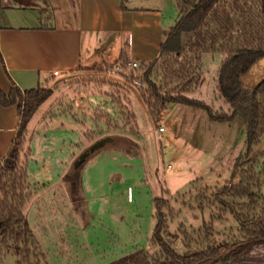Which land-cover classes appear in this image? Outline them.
<instances>
[{
  "label": "rangeland",
  "instance_id": "374dc122",
  "mask_svg": "<svg viewBox=\"0 0 264 264\" xmlns=\"http://www.w3.org/2000/svg\"><path fill=\"white\" fill-rule=\"evenodd\" d=\"M4 3L0 23L5 22V17H12L15 23H27ZM171 10L175 18L180 16L175 1ZM192 55L193 52L187 53L188 58ZM227 56L225 50L202 51V80L196 91L187 96L214 106L216 111L231 113V106L219 98L216 81L218 69ZM112 62L117 64L115 60ZM182 62L186 60L172 65L177 69ZM168 81L172 89L182 82L177 78ZM47 87L54 93L28 127L29 136H34L31 144L34 154L29 165L33 197L25 207V214L35 241L50 264H110L135 249L159 251L151 243L157 223L154 200L159 197L169 202L164 237L181 255L201 247L198 235L201 229L212 235L213 246L239 234L240 226L233 215L219 216L218 204L200 209L196 197L205 187L211 188L207 192L211 194L230 180L237 157L246 150L245 124L241 118L234 122L232 140L224 137L229 129L220 127L217 132L210 131L215 138L206 137L198 143L188 136L190 129L184 123L183 110L186 107L168 106L154 123L139 90L121 75H109L107 67L60 79ZM102 112L111 114L121 126L128 121L129 112L135 113L140 136L128 133L130 127H135L134 121L126 132H118L130 137L133 146L127 152L105 151L92 159L85 167L83 192L79 194L62 178L93 142L113 135L104 121L97 120ZM46 125L48 128L44 129ZM161 127L165 133L159 131ZM79 143L86 147L75 159L71 145ZM261 152L264 137L254 156ZM263 163L261 158L259 171ZM253 201H259L264 208V183L260 193L255 190L254 195L237 200ZM182 225L187 238L180 230ZM2 264H16V256H4Z\"/></svg>",
  "mask_w": 264,
  "mask_h": 264
},
{
  "label": "trees",
  "instance_id": "16d2710c",
  "mask_svg": "<svg viewBox=\"0 0 264 264\" xmlns=\"http://www.w3.org/2000/svg\"><path fill=\"white\" fill-rule=\"evenodd\" d=\"M180 17L161 43L159 56L150 63H142V88L138 89L154 123L170 105H186L204 110L212 122L232 123L241 118L245 124L246 150L237 157L230 180L211 194L205 187L196 197L200 209L207 204L220 207L221 215L230 213L240 226L237 236L213 246L211 234L200 230V248L181 255L164 237L168 226L165 210L169 202L159 197L154 200L156 226L151 243L159 251L150 253L135 249L110 264H264V208L259 201L240 203L247 196L260 193L264 183V163L258 170L264 152L254 156L255 148L264 137V0H173ZM210 49L225 50L228 56L217 72V93L232 108L231 113L216 111L214 106L186 94L196 91L202 77L200 54ZM194 55L187 57V53ZM185 59L176 69L172 64ZM125 51L117 63L127 62ZM105 64L103 67H113ZM126 82L132 81L121 75ZM182 80L170 88L168 79ZM105 80V79H104ZM170 88V89H169ZM49 87L21 90L15 84L9 93L0 89L3 107L18 106L21 122L12 147L0 165V264L8 254L16 256V264H50L47 255L35 241L25 214V207L33 197L29 187V164L32 157L28 125L39 108L53 95ZM117 100V101H116ZM113 101L120 104V100ZM102 112L97 120L104 121L112 136L93 142L75 160L62 178L76 193L83 192V173L87 164L102 152H127L133 146L130 137L118 134L130 127L131 136H140L136 115L127 114L121 126L111 114ZM47 126L44 127L46 129ZM108 139H111L109 141ZM87 153L81 161V156ZM202 179H197L201 181ZM167 193L170 191L167 189ZM262 200V197L260 196ZM222 219V217H220ZM181 232L188 237L184 225Z\"/></svg>",
  "mask_w": 264,
  "mask_h": 264
},
{
  "label": "crops",
  "instance_id": "0c3cea01",
  "mask_svg": "<svg viewBox=\"0 0 264 264\" xmlns=\"http://www.w3.org/2000/svg\"><path fill=\"white\" fill-rule=\"evenodd\" d=\"M172 1L0 0V10L5 2L9 10L17 11L27 22L15 23L12 17H5L0 23V89L9 93L14 84L23 91L47 87L57 80L113 65L112 60L118 62L123 51L128 61L140 66L154 61L180 17H174ZM182 106L186 107L184 123L190 129L189 137L199 143L215 136L210 131L225 127L229 131L224 137L232 140L235 121L215 123L206 111ZM20 122L17 105L0 104V165L17 137ZM66 145L64 142V148ZM85 147L83 143L71 145L75 159Z\"/></svg>",
  "mask_w": 264,
  "mask_h": 264
},
{
  "label": "built area",
  "instance_id": "2783aa9c",
  "mask_svg": "<svg viewBox=\"0 0 264 264\" xmlns=\"http://www.w3.org/2000/svg\"><path fill=\"white\" fill-rule=\"evenodd\" d=\"M140 64L138 62L127 61L117 63L113 67L108 68L109 75H125L128 79L132 81L134 87L140 89L142 88V73L139 72ZM159 131L162 132L164 129L161 127Z\"/></svg>",
  "mask_w": 264,
  "mask_h": 264
},
{
  "label": "water",
  "instance_id": "95a60500",
  "mask_svg": "<svg viewBox=\"0 0 264 264\" xmlns=\"http://www.w3.org/2000/svg\"><path fill=\"white\" fill-rule=\"evenodd\" d=\"M109 141H111V139H108ZM87 153H84L82 156H81V161L85 158V157H87Z\"/></svg>",
  "mask_w": 264,
  "mask_h": 264
}]
</instances>
